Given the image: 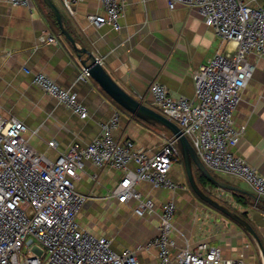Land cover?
Masks as SVG:
<instances>
[{
	"label": "crops",
	"instance_id": "1",
	"mask_svg": "<svg viewBox=\"0 0 264 264\" xmlns=\"http://www.w3.org/2000/svg\"><path fill=\"white\" fill-rule=\"evenodd\" d=\"M51 1L60 12L64 29L75 40V48L84 47L94 53L115 83L148 107L152 84L165 86L173 98L192 99V76L197 69L217 53H231L234 48L222 41L195 10L183 5L170 10L167 0H125L118 31L88 23V16L102 13L100 0H86L70 8L61 0ZM32 2L34 7L30 9L0 0V118L13 117L23 122L27 127L24 138L30 148L50 160L72 145L90 144L114 115L119 117L113 131L115 141L130 140L136 149L148 154L159 150L169 139L166 132L121 111L89 77L79 79L83 69L74 47L60 33L50 9L40 0ZM248 2L259 7L264 0ZM48 37H54L56 42L48 43ZM248 61L254 71L233 113L234 127H244V131L231 151L264 177V56L250 54ZM39 73L75 94L86 107L88 117L80 119L34 86L33 76ZM121 175L118 170L98 169L86 162L76 185V190L88 197L85 209L78 215L79 224L95 236L110 239L114 251L127 249L135 253L139 264H158L157 250L149 244L157 236L162 205L173 202V254L207 243L221 250L218 264H264V202L241 179L213 173L221 182L255 197L223 191L220 201L222 205L231 204L232 211L251 226L261 248L236 223L198 200L188 186L181 163L173 165L168 174L176 189H153L147 183L135 186L154 204L153 212L144 217L133 213L134 201L105 200ZM200 187L208 197H216L214 191H207L208 183ZM101 215L110 224L118 222L121 233L112 238L111 228L103 234L86 227L89 219L96 221Z\"/></svg>",
	"mask_w": 264,
	"mask_h": 264
},
{
	"label": "built area",
	"instance_id": "2",
	"mask_svg": "<svg viewBox=\"0 0 264 264\" xmlns=\"http://www.w3.org/2000/svg\"><path fill=\"white\" fill-rule=\"evenodd\" d=\"M61 1L70 8L86 0ZM248 1L167 0L170 10L176 5L195 10L222 41L234 48L231 53H217L193 74L192 99L173 98L165 86L152 84L150 108L177 125L208 170L241 179L264 200V177L230 150L244 131V127H234L233 113L254 71L248 57L254 53L264 56V3L252 7ZM100 2L102 13L88 16V23L96 28L107 25L120 30L125 0ZM10 3L34 7L32 0ZM47 42L56 40L48 37ZM24 72L30 73L27 69ZM88 77L82 70L79 79ZM32 84L80 119L88 117L86 107L75 94L44 74H35ZM118 120L117 115L110 118L90 144L72 145L50 160L30 148L24 138L27 127L23 122L13 117L0 118V264H139L133 251L116 252L110 239L95 236L79 224V212L88 200L76 190L79 173L86 162L98 169L120 171L119 183L105 200L134 201L133 213L144 217L153 212L154 204L135 186L147 183L153 189H176L168 174L173 165L181 163V155L174 140L166 141L152 154L136 149L130 140L115 141L113 131ZM160 210L158 235L149 244L156 248L159 264L220 262V249L207 243L173 254L171 234L176 207L167 202Z\"/></svg>",
	"mask_w": 264,
	"mask_h": 264
},
{
	"label": "water",
	"instance_id": "3",
	"mask_svg": "<svg viewBox=\"0 0 264 264\" xmlns=\"http://www.w3.org/2000/svg\"><path fill=\"white\" fill-rule=\"evenodd\" d=\"M42 2L50 9L56 23L59 27L60 33L72 44L74 47L76 57L79 61L80 66L83 70L88 73V76L93 80L98 87L104 92V94L113 101L117 106L124 110L127 114L133 118L140 120L150 126H159L165 128L172 136L176 144L177 149L180 152L181 160L183 163V168L186 174L187 181L190 188L195 193V195L210 208L218 211L222 215L226 216L239 227L245 230L253 239L257 242L261 248V244L257 238V235L251 228V226L243 220L238 214L231 212L223 205L219 204L217 201L208 197L197 185L193 177V167L196 169L214 186L221 188L229 192H239L248 197L255 198L252 194L242 191L240 189L229 186L220 180L216 179L203 165L200 158L197 156L195 150L189 143V141L184 137L180 129L172 121L162 116L158 112L154 111L150 107L143 104V102L134 99L128 95L121 87H119L115 81L106 73L103 69L98 58L91 51L82 47L81 49L75 48V40L70 36V34L64 29L62 23V17L57 7L51 0H42Z\"/></svg>",
	"mask_w": 264,
	"mask_h": 264
},
{
	"label": "rangeland",
	"instance_id": "4",
	"mask_svg": "<svg viewBox=\"0 0 264 264\" xmlns=\"http://www.w3.org/2000/svg\"><path fill=\"white\" fill-rule=\"evenodd\" d=\"M42 4V3H41ZM47 7V6H46ZM46 9V8H45ZM49 9V8H48ZM198 70V69H197ZM158 128H160V127H158ZM241 128V127H240ZM166 134H167V137L169 138L168 140L166 139L165 140V138H164V140H165V142L166 141H171V140H173L174 138H173V136L170 134V133H168V132H166ZM171 135V136H170ZM185 137V136H184ZM186 138V137H185ZM164 142V143H165ZM164 145V144H163ZM162 145V146H163ZM236 147V146H235ZM232 148H234V147H232ZM231 148V149H232ZM230 149V150H231ZM232 152V151H231ZM233 153V152H232ZM234 154V153H233ZM235 155V154H234ZM236 156V155H235ZM238 157V156H237ZM240 158V157H239ZM202 162V161H201ZM181 165H182V167H183V163H181ZM207 169V168H206ZM208 170V169H207ZM208 171H210V170H208ZM212 172V171H211ZM212 173H214V174H216L217 176L219 175V174H221V173H215V172H212ZM229 176V175H228ZM193 177H194V179H195V181H196V183H197V174H196V172L194 171V173H193ZM218 177H221V175H219ZM233 177V176H232ZM237 178V177H236ZM94 185H96V184H94ZM197 185H199L198 183H197ZM246 185V184H245ZM188 186H189V183H188ZM200 186V185H199ZM247 186V185H246ZM190 187V186H189ZM248 187V186H247ZM249 188V187H248ZM200 189L204 192V190L200 187ZM207 189V191H209V190H212V191H214L215 192V196L218 198H216V197H214V196H211L210 195V197L213 199V200H215V201H217L219 204L221 203V205L223 204V202L222 201H220V200H222L223 198H222V192L224 191H226V190H223V189H221V188H218L217 186H209L208 188H206ZM251 191V190H250ZM227 192V191H226ZM229 192V191H228ZM252 192V191H251ZM253 193V192H252ZM254 194V193H253ZM195 195V194H194ZM255 195V194H254ZM196 196V195H195ZM256 196V195H255ZM197 197V196H196ZM257 197V196H256ZM88 198V197H87ZM258 198V197H257ZM198 199V198H197ZM259 199V198H258ZM199 201H201L200 199H198ZM202 202V201H201ZM203 203V202H202ZM203 205H206L205 203H203ZM206 206H208V205H206ZM224 207H226L228 210H230L231 212H233L232 211V207H231V204H226V205H223ZM84 207V206H83ZM83 207H82V209H83ZM86 207V206H85ZM85 207H84V209H85ZM81 209V210H82ZM83 209V210H84ZM81 212V211H80ZM79 212V213H80ZM218 212V211H217ZM234 213V212H233ZM82 214V213H81ZM221 214V213H220ZM236 214H238V213H236ZM226 217V216H225ZM229 219V218H228ZM89 223H88V226H86L87 228H89L90 230H93V231H98V232H100V233H103V234H105L106 233V231H107V229H110L111 228V230H113L114 232H113V234H112V232H111V234H112V238H114V237H116V235H118V233L120 234L121 233V226L119 227V224H118V222H112V224H110V222H107L105 219H103V215H101L100 216V218L98 219V220H91V219H89ZM99 221H102L103 223H101V225H100V222ZM230 221H232V220H230ZM233 222V221H232ZM234 223V222H233ZM237 225V224H236ZM89 231V230H88ZM120 231V232H119ZM158 231V230H157ZM115 234V235H114ZM157 235H158V233H157ZM111 237V236H110ZM157 237V236H156ZM155 237V238H156ZM220 252H221V250H220ZM227 262V261H226ZM229 262H231V261H229ZM240 262V261H239ZM220 263V262H219ZM232 263H234V262H232ZM237 263V262H236ZM159 264V263H158Z\"/></svg>",
	"mask_w": 264,
	"mask_h": 264
},
{
	"label": "trees",
	"instance_id": "5",
	"mask_svg": "<svg viewBox=\"0 0 264 264\" xmlns=\"http://www.w3.org/2000/svg\"><path fill=\"white\" fill-rule=\"evenodd\" d=\"M41 2H42V0H40ZM45 5V4H44ZM46 6V5H45ZM51 12V11H50ZM51 14H52V12H51ZM52 16H53V14H52ZM119 107V106H118ZM120 110L121 111H123V112H125L124 110H122L121 108H120ZM138 121H140V120H138ZM140 122H142V121H140ZM142 123H144V122H142ZM146 124V123H145ZM146 125H148V124H146ZM150 126V125H149ZM161 129H163L165 132H168L165 128H162V127H160ZM169 133V132H168ZM171 136V135H170ZM181 163H182V160H181ZM194 171H196V174H197V183L200 185V184H209V186H213V184L212 183H210L197 169H196V167H193V173H194ZM212 175H213V173L211 172V171H209ZM198 185V186H199ZM200 187V186H199ZM259 201H261V202H264V200H262V199H259Z\"/></svg>",
	"mask_w": 264,
	"mask_h": 264
},
{
	"label": "bare ground",
	"instance_id": "6",
	"mask_svg": "<svg viewBox=\"0 0 264 264\" xmlns=\"http://www.w3.org/2000/svg\"><path fill=\"white\" fill-rule=\"evenodd\" d=\"M263 245V244H262Z\"/></svg>",
	"mask_w": 264,
	"mask_h": 264
}]
</instances>
